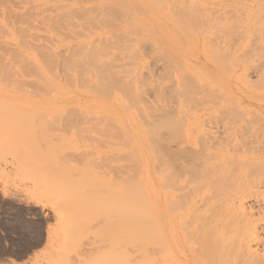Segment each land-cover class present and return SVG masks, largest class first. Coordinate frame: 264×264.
Listing matches in <instances>:
<instances>
[{
	"label": "rangeland",
	"instance_id": "1",
	"mask_svg": "<svg viewBox=\"0 0 264 264\" xmlns=\"http://www.w3.org/2000/svg\"><path fill=\"white\" fill-rule=\"evenodd\" d=\"M105 1L0 0V66L10 71L0 74V85L9 91H0L35 100L57 96L55 105L0 100V264H123L122 187L139 170L136 166L137 173L131 168L133 174H126L133 162L122 143L130 137L135 142L139 130L133 117H124L123 107L119 111V102L110 101L112 94L125 97L148 130L156 125L167 138L178 134L169 142L172 150L188 134H207L222 140L235 136L241 143L257 139L261 145L246 144L242 151L259 147L258 154L264 153V0H166L165 11L156 17L148 10H118L119 0ZM182 12L188 18L203 16L207 25L200 19V29L192 24L182 40L175 38L173 21ZM6 32L8 44L1 38ZM96 46L104 52L100 56ZM79 47L89 50L93 60L101 59L97 69H105L104 77L92 69V74L84 72ZM50 49L57 56L48 68L60 93L38 82L36 65L27 58L37 53L40 61L49 62ZM99 85L102 96L95 93ZM110 102L116 104V119L97 113ZM205 157L198 154L184 164L199 169ZM261 167L251 172L264 178ZM150 173L154 178V170ZM134 250L131 260L144 261Z\"/></svg>",
	"mask_w": 264,
	"mask_h": 264
},
{
	"label": "bare ground",
	"instance_id": "2",
	"mask_svg": "<svg viewBox=\"0 0 264 264\" xmlns=\"http://www.w3.org/2000/svg\"><path fill=\"white\" fill-rule=\"evenodd\" d=\"M165 2L166 0H119L118 10L124 12H131L134 9L138 11L140 14L141 12L148 10V12H150V14L152 15L151 17H156L158 13L160 12L163 13L165 11L164 5L169 3L168 0L166 4ZM257 7H258L257 9H259L260 5L259 6L257 5ZM5 9L7 8L5 7ZM56 9L58 10V8ZM168 13H172L171 10H168ZM182 13L180 15H177L179 13H176L177 16H183V17H181L180 20L173 21L175 24L174 37L178 39H181L180 37L184 36L183 33L185 34L189 32L187 30H193V26L195 24L198 25V21L201 18L203 19V16L199 17V15H197V17L199 18L193 17L192 13L188 18L185 15V13L183 14ZM173 14L174 13H172L171 16ZM185 16L188 18V20L185 18ZM202 19H201L202 24H204L203 20L205 19L203 20ZM255 20L257 19L255 18ZM255 20L253 24L255 23ZM252 21L249 22V24L250 23L252 24ZM227 23L228 22H226V24ZM197 25L194 26L195 29ZM200 25H198L197 28L199 27L200 29ZM217 25L219 24L217 23ZM8 26H5V28H7ZM263 26H259L261 27V30ZM139 27L138 29H140ZM247 27H248V23H247ZM250 28L252 29V27ZM250 28L248 27V29ZM254 28L256 29V27ZM218 29L219 28H217V30ZM251 31L254 32L253 29ZM257 32L255 33L257 34ZM148 33L150 34L152 33L151 29L150 31H148ZM6 35H7L6 37H3L4 36L3 35L1 38H4L3 40H5L6 38L7 41V39H9L11 35L9 34L10 35L9 38H8V33ZM191 38L189 39L191 40ZM16 39L17 38H15V40ZM19 42L21 44L22 41ZM50 45L52 46V44ZM45 47L48 46L46 45ZM23 48L25 49V47ZM98 48L99 46L97 47L99 53L101 50L100 48L99 49ZM83 49L85 50L86 48ZM217 49H219V47ZM16 50L19 51L18 49ZM31 50L32 49H30V51ZM79 50H81L80 47ZM84 50L82 51L83 54L81 55L80 52L78 53L73 52L76 53V55L79 54V56L81 57V61L84 60V64H85L84 72L85 71L90 72V70L92 69L93 71L97 72V75H99L100 78L104 77V75H106L107 73L106 71L104 72L105 69L102 70L103 69L102 67L97 69V65L101 63V59L100 62L99 60L98 61L93 60L94 58L91 56V53H88L89 50H87L86 52ZM17 51H15L16 54ZM100 53L98 54V56H100ZM23 54L24 53H22V55ZM49 54H51V49ZM25 55H26V51H25ZM32 55L33 54H31V56L30 55L28 56L27 54L28 57L27 56L26 57L28 59H31V62L33 60L32 63H34L33 64L34 67L36 65L37 69L36 68L35 69L39 75L38 82L49 83L51 85L50 88L53 89V90L51 89L52 92L55 91L60 93L62 90H59L60 86L58 83H56V80L53 77L54 76L53 72L50 71L48 68L49 64L56 62L55 56L57 55H54L53 53L52 56L51 54V57H49L50 58L49 62L47 61L45 62L44 59L43 62L40 61L41 58H39L37 53L34 54L33 57ZM5 56H10V53L6 54ZM37 56L40 60L37 58ZM256 60L258 61V59ZM7 61H10L9 57ZM28 61L30 60H26L27 64H29ZM249 63L250 62H247L248 65ZM68 66H71L68 69L73 68L72 65H68ZM230 69L231 68H229V70ZM9 72L10 71L7 68V65L2 64L0 66V74H9ZM90 73L92 74L93 72ZM95 79L97 82H99L97 80L98 78ZM102 79H100V81ZM7 80H9V78H6V81ZM262 82L264 81L262 80ZM0 87L5 91H7L9 88L3 84H1ZM98 87L99 88L97 89V91L95 90L96 91L95 93H99L98 95L102 96L103 93L101 92V85H99ZM17 88L19 89V87ZM109 89H111V87H109ZM4 92L0 91V100L3 101L4 100L7 101V99L13 101L23 99L25 103L26 101L27 103L28 101H31L32 103L33 100V102L35 101L36 103L38 102L41 103L42 105L44 103L55 105L56 103L55 99H57L56 94L53 93L50 94L49 96L47 95V97L45 95L46 99L45 98L42 99V97L41 98L38 97V99L36 98L38 100L37 101L35 99H31V96L29 97L27 93L26 94L28 96L23 95L21 98V96L15 97L14 95L11 94L12 92L10 94L8 92L5 93ZM64 93L67 92L64 91ZM112 95H113L112 99L109 98L110 101L116 100L117 102H119L118 104L121 105L120 106L121 109H119V111L122 110L123 107L124 110L126 111V114L124 113V117L125 115L126 118L133 117V123L138 125V130H139V131L135 130L136 132H138L137 135L134 136L136 137V141H137V145H136L135 144L136 141L134 142L133 141L134 138L132 139L130 137L131 134H129L127 128L121 126L122 132H124L127 137H130L131 140L130 138L127 137L126 138L129 139V141L132 142V144L134 145L133 147L130 146L131 144L129 143L128 140L122 143V144L125 143L124 144L125 148H123L122 145V149H124L123 151L124 153L126 149L127 152L125 153L126 158H128V160L130 158L131 162H133L131 163L132 167L129 166L128 170L132 168L135 172L136 166L137 169L139 170V173H137L138 171L135 172L137 173V176L135 177L134 175H131L132 177L128 175V173L133 174L132 169L130 170V172H126L129 178L124 177L127 180H125V182L123 181L124 183L122 189H124V191L122 196L123 199L121 202L123 205L122 218H121L122 219L121 240L125 250V251L123 250L124 253H122L123 260L121 261L123 262V264H264V178L260 174L251 172V169L255 165L262 168L261 166L262 164H264V153L262 155L258 154V152H260L259 147L258 149L256 147L257 152L242 151V149H244V146L246 144H250L251 146L252 144L261 145L262 142L256 139V141H252V143H249L245 140L242 141L241 143L239 138L235 136L233 137L229 136V138H226L228 137L226 136L223 137V139L224 138L226 139L222 140L221 138L213 139V137L212 138H209V136L206 137L207 134H203L202 137L196 136L194 134L191 135L188 134L187 139L183 141V143L179 142L180 140H177L175 143L177 144L176 145L177 149L172 150L171 149L172 145L169 142L172 141V138L177 136L178 134L176 133L171 134L172 138H167L166 136H164L162 129L155 130L154 128L156 125L154 126V124H152L151 122L149 124L153 125L154 127L152 126L153 129H150V127L148 126L150 129L148 130V128H146L147 125L146 126L142 125L145 124V122H142V120L138 119L141 116L137 117L135 115L137 113L132 112V109H129V107L126 105V103L123 100V98L125 97L121 98L120 96L118 97V95H114V94ZM20 100L19 102L22 103L23 100L22 101ZM112 102L108 103L109 105L107 107L103 106V108H101L99 112L97 111V113L100 114L101 116V113L103 112L102 117L104 116L111 118L112 116L113 119H116L117 118L116 115L113 114L114 108L112 109V106H115L116 104L112 105ZM144 110H145L144 108L143 110H141L142 113ZM105 111L106 114L104 113ZM120 114L121 113H119V116L123 115ZM146 114L147 112L144 113V115ZM94 115L96 116V114ZM138 115H142V114L139 113ZM118 120L120 119L118 118ZM121 120H122L121 122L123 123L124 118H122ZM147 122L148 121H146V123ZM177 130L178 129H175L174 131ZM183 144L189 147H182L181 145ZM197 144L199 145V147H197ZM252 147L255 148V146ZM238 150H240V152L236 153ZM197 153L201 156L206 155L205 157L206 160L202 161L203 165L199 169H194L195 167L187 166L184 164L187 161V159L193 158L195 160L198 156ZM172 167L175 170H178V172H174L175 176L172 173L173 171ZM153 170H154V178L151 177V173H150ZM182 177L183 178L186 177L184 181ZM129 249L130 250L135 249L134 252L140 253L144 261L142 262L137 261L138 263H134L135 259L134 262L133 260H131ZM149 251L150 253L152 251L153 254L152 253L149 254Z\"/></svg>",
	"mask_w": 264,
	"mask_h": 264
}]
</instances>
